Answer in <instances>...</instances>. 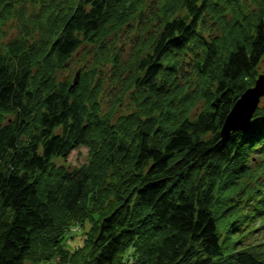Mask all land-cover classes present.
<instances>
[{
	"label": "trees",
	"instance_id": "obj_1",
	"mask_svg": "<svg viewBox=\"0 0 264 264\" xmlns=\"http://www.w3.org/2000/svg\"><path fill=\"white\" fill-rule=\"evenodd\" d=\"M236 2L0 0L20 36L0 45V264H264V95L248 128L220 135L264 56L261 0L250 16ZM88 46L90 77L107 66L140 95L120 128L93 109L99 78L58 75ZM84 145L85 169L54 164ZM79 215L90 227L69 252Z\"/></svg>",
	"mask_w": 264,
	"mask_h": 264
},
{
	"label": "rangeland",
	"instance_id": "obj_2",
	"mask_svg": "<svg viewBox=\"0 0 264 264\" xmlns=\"http://www.w3.org/2000/svg\"><path fill=\"white\" fill-rule=\"evenodd\" d=\"M18 3H14V4H18ZM236 4L238 5V8H241L242 11L247 14V16H250L251 12L253 11L256 12L258 11L257 10L258 4H256L255 0H237ZM237 5L235 7H237ZM261 5L264 7V0H261ZM234 13L237 14V8H235ZM7 18H3L0 20V45L6 44L9 40L17 41L19 40L20 37L19 29L16 25L15 19L11 17V14H9ZM217 18L219 17L217 16ZM227 18H229L228 15ZM219 33L220 32L215 33L214 36L218 35ZM116 41H117V47H122L123 48L122 51L123 52L125 51L124 58H126L128 53H130L132 49L131 45L133 42V38L131 34L123 33L122 35H120V37H118ZM29 42L33 43L30 40ZM89 47L90 46L83 48V49H89L86 53L79 51L75 55L73 61L67 64V68L64 69L62 68V70H60V73L58 74L59 77L64 78V76L66 75L67 77L73 78L74 73L77 76L78 73L81 74L82 72L83 73L85 72L86 75H84V78L86 80L87 78L89 79V84H87L88 86L87 89L93 88V86H95L96 84L95 82L96 77L99 78V80L101 81L100 91L97 96V102H95V104L93 105V109L96 112L99 109V114H102L104 116L110 113V117H111L110 120L111 123L114 124V126L118 124L123 119V117L129 116L131 113L135 115H139L140 111L138 107H139L140 95H138L134 91L135 89L133 86L128 87L123 93H120L121 91L120 88H118V86L109 79V74H107V72H109L110 70V69L107 70L109 67L106 66L104 67L103 70L100 69L99 67L95 68L98 70V74L96 75V77L94 76V72L92 77L89 76V73H91V71L89 70L93 66V60H92L93 47L90 48ZM259 74H264V56L262 60L259 62L258 66L256 67L255 71L253 72L252 76L254 79H256ZM203 105H204V101H202V99H198V100L196 99L192 102V106L195 108V111L202 108ZM192 110L194 109L192 108ZM120 125L121 123H119L117 128H120L121 127ZM132 125H130V130L132 128ZM130 135L131 133H127L126 135L125 134L117 135L115 137V140H120L121 143L120 145L123 146L126 145V142L128 141ZM90 149L92 150V148H89L85 145L79 146L73 149L66 158L54 159V164L56 166L59 165L61 167H65L69 170L85 169L84 167H86L89 163H91L92 159L94 160V155H92ZM258 164L264 166L263 161ZM253 166H256V163H254ZM110 173L111 170H107L104 177V182L102 184L103 188L107 187L106 184H109L112 181L111 179L112 174L110 175ZM125 192H126V188L123 189L121 193L115 192L108 194L107 192H105L102 197L103 198V202H101L102 206H105L108 201L110 200L112 201L116 197L118 198V196L123 195ZM64 212H58V216L60 217V220L63 219V221L66 219V217L70 216L69 215L70 213H66V212L64 213ZM70 219L72 218H69L67 221H69ZM76 221L77 222L82 221L80 222L81 226L75 227L74 225L71 224L65 231L66 234H65L63 246L65 249L69 250V252L73 251V249L77 248L78 246H82L83 239L85 237L84 234L87 232V230L90 227L88 223L89 221L87 222L86 219H81L80 215L76 216ZM257 237L259 240L264 241V229L260 228ZM37 256L38 255L35 256L32 255V258H36ZM58 260H59L58 257L55 258L53 263L57 264ZM24 264H42V262H37L32 259L25 261Z\"/></svg>",
	"mask_w": 264,
	"mask_h": 264
},
{
	"label": "water",
	"instance_id": "obj_3",
	"mask_svg": "<svg viewBox=\"0 0 264 264\" xmlns=\"http://www.w3.org/2000/svg\"><path fill=\"white\" fill-rule=\"evenodd\" d=\"M263 95L264 74H259L253 86L248 87L233 104L220 128V135L224 137L232 130L248 128L252 113Z\"/></svg>",
	"mask_w": 264,
	"mask_h": 264
}]
</instances>
